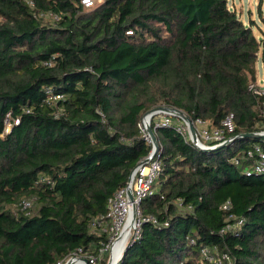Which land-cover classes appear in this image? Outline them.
Instances as JSON below:
<instances>
[{
	"label": "trees",
	"instance_id": "trees-1",
	"mask_svg": "<svg viewBox=\"0 0 264 264\" xmlns=\"http://www.w3.org/2000/svg\"><path fill=\"white\" fill-rule=\"evenodd\" d=\"M260 47L229 0H0V264L98 250L107 238L92 223L150 154L139 123L151 109L211 127L233 113V136L264 130V98L249 88ZM156 134L163 178L141 210L158 222L143 223L118 264H212L207 246L264 264V174L232 160L264 139L207 151L173 127ZM238 219L240 230L221 233Z\"/></svg>",
	"mask_w": 264,
	"mask_h": 264
},
{
	"label": "built area",
	"instance_id": "built-area-1",
	"mask_svg": "<svg viewBox=\"0 0 264 264\" xmlns=\"http://www.w3.org/2000/svg\"><path fill=\"white\" fill-rule=\"evenodd\" d=\"M33 4V2H30ZM86 7L95 5V0H82ZM40 16L50 19L52 22H57L62 18V15L53 11L42 12ZM54 58V57H53ZM53 58L44 61V65H52ZM250 90L256 95L264 98V86L258 82H252L249 86ZM50 93V90H48ZM63 95H52L51 100L55 101L62 98ZM185 115L189 116L185 111ZM262 118L264 122V101L262 103ZM147 116V115H146ZM145 116V117H146ZM145 119V118H144ZM144 119L139 123L140 131L152 146V138L147 130L150 125L156 130L161 127H173L179 132L183 138L192 143L199 149L205 150L206 148H213L221 144H232L234 142L233 132L235 131L236 124L234 114L227 115L220 126L211 127L209 122L202 118H191L197 139L194 140L190 124L180 114L178 108L174 109H156L153 116L149 119L148 124L144 123ZM19 122V119H16ZM9 124V120H7ZM8 126L6 131H8ZM153 147L150 154V160L144 165L141 164L146 158L141 160L139 164L132 171L127 183L117 189L108 199V210L106 214L100 215L95 218L92 223L93 231L99 236L105 235L107 240H101L98 250L85 251L83 248L71 252L67 256L59 259L56 264H105L106 259L111 264L116 253V247L120 245L122 255L127 247L134 241L141 237L142 225L145 221H153L157 223L155 217H143L141 210L142 201L150 196H153L160 191L159 182L163 178V163L161 160V147L154 153ZM232 160L240 164L243 160H252V165L245 170L247 175H261L264 174V147L261 144H254L249 147L244 155L235 156ZM129 191L132 192L130 196ZM182 206V202H179ZM33 207V200L29 199L23 202V209L29 212ZM224 207H230V201H227ZM188 206V209H191ZM132 224V225H129ZM168 222H165L167 225ZM243 224V219H238L236 222H228L222 228L221 233L237 232ZM128 230V235L125 237V231ZM203 257L212 264H234L233 258L229 252L220 251L217 246L204 247L202 249ZM119 259V260H120ZM118 260V261H119Z\"/></svg>",
	"mask_w": 264,
	"mask_h": 264
},
{
	"label": "rangeland",
	"instance_id": "rangeland-1",
	"mask_svg": "<svg viewBox=\"0 0 264 264\" xmlns=\"http://www.w3.org/2000/svg\"><path fill=\"white\" fill-rule=\"evenodd\" d=\"M101 0H95V4ZM229 5L233 10H236L246 24L253 26V31L261 40V47L256 62L257 80L260 85L264 86V0H229ZM165 105V104H163ZM146 114L140 122L143 121ZM10 129V123L7 125ZM33 200V208H35L36 198ZM109 260L106 259L105 264Z\"/></svg>",
	"mask_w": 264,
	"mask_h": 264
},
{
	"label": "water",
	"instance_id": "water-1",
	"mask_svg": "<svg viewBox=\"0 0 264 264\" xmlns=\"http://www.w3.org/2000/svg\"><path fill=\"white\" fill-rule=\"evenodd\" d=\"M161 108H164V109H174L172 107H167V106H158L156 108H153L151 109L149 112L146 113V115H149L150 118L153 116L154 112L156 111V109H161ZM180 114L185 118V120H187L190 124V129L192 131V134H193V138L194 140L197 139V135H196V131H195V128H194V125H193V122H192V119L190 116H187L185 115L184 111L181 110V109H178ZM151 138H152V143H153V152L155 153L159 148H160V142L157 138V134L155 132V130L153 129V127H151L150 125L148 126L147 128ZM240 138H248V139H264V130L262 131H253V132H246V133H241V134H237L236 136H234V141L235 139H240ZM226 145L225 144H221V145H218L216 147H213V148H206L205 150L207 151H212V150H217V149H221L223 147H225ZM150 160V157H147L144 161L141 162L142 165H144L147 161ZM130 193V196H132V192L129 191ZM127 250V249H126ZM126 250L124 251L123 253V256L125 255L126 253ZM119 261H117L115 264H118Z\"/></svg>",
	"mask_w": 264,
	"mask_h": 264
},
{
	"label": "bare ground",
	"instance_id": "bare-ground-1",
	"mask_svg": "<svg viewBox=\"0 0 264 264\" xmlns=\"http://www.w3.org/2000/svg\"><path fill=\"white\" fill-rule=\"evenodd\" d=\"M149 119H150V116L147 115V116L145 117V119H144V123H145V124H148ZM129 225H132V224H129ZM129 229H130V226H129L128 229L125 231V234H124L125 237H127V235H128V230H129ZM115 250H116V253H115V255H114V258H113L111 264H115V263L120 259L121 255H122V251H121L120 245H118V246L116 247Z\"/></svg>",
	"mask_w": 264,
	"mask_h": 264
},
{
	"label": "crops",
	"instance_id": "crops-1",
	"mask_svg": "<svg viewBox=\"0 0 264 264\" xmlns=\"http://www.w3.org/2000/svg\"><path fill=\"white\" fill-rule=\"evenodd\" d=\"M258 81V80H257Z\"/></svg>",
	"mask_w": 264,
	"mask_h": 264
}]
</instances>
